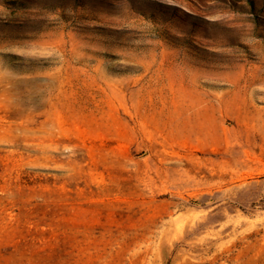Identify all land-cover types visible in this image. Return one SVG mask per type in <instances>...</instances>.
<instances>
[{"label": "rangeland", "instance_id": "obj_1", "mask_svg": "<svg viewBox=\"0 0 264 264\" xmlns=\"http://www.w3.org/2000/svg\"><path fill=\"white\" fill-rule=\"evenodd\" d=\"M0 264H264V0H0Z\"/></svg>", "mask_w": 264, "mask_h": 264}, {"label": "bare ground", "instance_id": "obj_2", "mask_svg": "<svg viewBox=\"0 0 264 264\" xmlns=\"http://www.w3.org/2000/svg\"><path fill=\"white\" fill-rule=\"evenodd\" d=\"M194 84H195V82H192V81H190V82L187 83V85L189 87H194ZM193 93H194V95H197L198 94V91L197 90H194ZM187 97H189V94L188 95H184V98L179 99V101H182L183 103H185ZM241 108L246 113L251 114V111L249 109L250 107L248 105L242 106ZM165 109H167V107H165ZM181 119L184 120V118H181ZM181 123H182L181 121H178V125H180V127L182 126V128L180 129V133H182V134L202 135L203 133H205V131H204V129H203V127L201 125L200 126L195 125V124L191 125L190 123H189V125H187V124H181Z\"/></svg>", "mask_w": 264, "mask_h": 264}]
</instances>
